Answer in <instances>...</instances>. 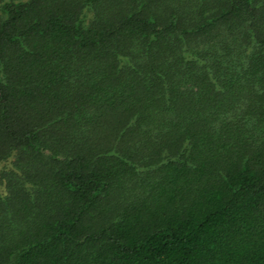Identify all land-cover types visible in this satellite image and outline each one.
<instances>
[{"label":"trees","instance_id":"obj_1","mask_svg":"<svg viewBox=\"0 0 264 264\" xmlns=\"http://www.w3.org/2000/svg\"><path fill=\"white\" fill-rule=\"evenodd\" d=\"M0 264H264V0H0Z\"/></svg>","mask_w":264,"mask_h":264}]
</instances>
